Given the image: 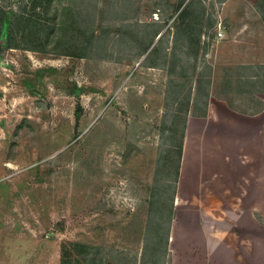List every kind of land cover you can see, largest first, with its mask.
<instances>
[{
  "label": "rangeland",
  "instance_id": "1",
  "mask_svg": "<svg viewBox=\"0 0 264 264\" xmlns=\"http://www.w3.org/2000/svg\"><path fill=\"white\" fill-rule=\"evenodd\" d=\"M257 2L53 0L44 11L0 0L44 24L29 47L0 55V264H61L71 242L93 247L87 264H221L182 234L226 213L184 189L197 183L194 118L207 119L211 98L247 115L264 109ZM203 14L207 46L188 56L187 26ZM229 170L220 159L219 173ZM174 187L167 230L159 210ZM256 217L263 261L232 264H264Z\"/></svg>",
  "mask_w": 264,
  "mask_h": 264
},
{
  "label": "crops",
  "instance_id": "2",
  "mask_svg": "<svg viewBox=\"0 0 264 264\" xmlns=\"http://www.w3.org/2000/svg\"><path fill=\"white\" fill-rule=\"evenodd\" d=\"M196 121L200 122L201 129L195 142L201 157L193 167L197 183L195 189L185 187L184 190L186 195L207 196L210 198V203H206L208 209L210 205L212 212L226 213L227 217L223 224L198 225L195 233L190 234L196 236L191 238L184 232L182 235L188 236L185 246L202 260L206 256V261L261 263L263 224L256 215L264 216V109L247 115L233 110L222 100L211 98L207 119L194 118ZM204 133L209 135L206 140L199 137ZM223 158L231 174L219 173Z\"/></svg>",
  "mask_w": 264,
  "mask_h": 264
},
{
  "label": "trees",
  "instance_id": "3",
  "mask_svg": "<svg viewBox=\"0 0 264 264\" xmlns=\"http://www.w3.org/2000/svg\"><path fill=\"white\" fill-rule=\"evenodd\" d=\"M17 1L18 0H14V2ZM52 2L53 0H31L30 5L32 8L38 5L42 7V10L48 11V9L52 7ZM12 4L14 3H9L8 5L9 7H6L5 5L0 3V55L3 53L4 50L8 48H20L22 46L25 48L29 47L30 45L27 41L35 40L37 35L41 33V29L44 25L39 18L35 17V15H39L40 13L26 14L24 13V11H21L18 14L13 11L12 7H10V5ZM26 6L27 3L25 4V7H23V9H25ZM256 6L261 14V17L264 20V0H258ZM182 16L184 17V13ZM203 19H204V14L202 15V17H200L198 22H196L195 24L193 22L192 24L189 23L187 26L188 33L191 35L189 38H186L187 47L189 48V50L190 48L195 49L193 53L187 50L186 54L188 56H191L193 54L194 55L199 54V51L202 48V44L204 43V45H206L205 41L204 42L202 41V37L204 36V32L202 30ZM209 26L211 28L213 26V22H210ZM23 41L25 42V45L21 44ZM157 53H159V47L155 46L152 55ZM79 115L80 113L78 114V116ZM167 162L170 163L169 161ZM178 170H179L178 167H176V176L178 174ZM175 192L176 191L174 187L173 193L168 198L170 202L167 205H164V207L160 208L159 210V213H166L167 215L166 218L168 222L167 230H169V225L173 219V211H174L173 203H174ZM70 244L74 249V253L72 252L73 250L67 249L65 244L62 252L61 264H87L82 262L81 259H84L86 261V259H88L89 256L92 254L93 247L91 245L83 244L79 242H71ZM167 252H168V242L166 240V243L164 245V253L166 254ZM74 254H76L77 258H74ZM80 257L82 258L80 259Z\"/></svg>",
  "mask_w": 264,
  "mask_h": 264
},
{
  "label": "built area",
  "instance_id": "4",
  "mask_svg": "<svg viewBox=\"0 0 264 264\" xmlns=\"http://www.w3.org/2000/svg\"><path fill=\"white\" fill-rule=\"evenodd\" d=\"M217 35H218L219 37H223V32L221 31V29H218V31H217Z\"/></svg>",
  "mask_w": 264,
  "mask_h": 264
}]
</instances>
